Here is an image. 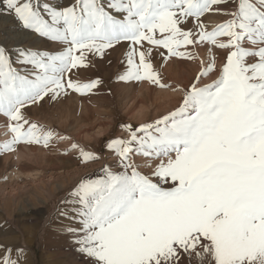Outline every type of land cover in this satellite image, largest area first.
<instances>
[{
  "label": "snow or ice",
  "instance_id": "6c2138e0",
  "mask_svg": "<svg viewBox=\"0 0 264 264\" xmlns=\"http://www.w3.org/2000/svg\"><path fill=\"white\" fill-rule=\"evenodd\" d=\"M209 13L224 18L211 30L202 19ZM0 15L59 48L17 51L22 73L0 45V115L10 134L0 152L49 145L56 134L23 110L97 88L99 80L70 75L87 66L88 55L102 59L126 43L119 80L173 91L154 69V53L165 62L200 61L174 110L125 125L127 138L106 144L121 170L106 166L100 178L81 179L63 201L67 232L88 264H264V0H75L64 7L0 0ZM198 48L223 51L218 70L215 56L200 59ZM71 149L84 164L99 159L75 143ZM2 264L18 261L9 250Z\"/></svg>",
  "mask_w": 264,
  "mask_h": 264
},
{
  "label": "rangeland",
  "instance_id": "374dc122",
  "mask_svg": "<svg viewBox=\"0 0 264 264\" xmlns=\"http://www.w3.org/2000/svg\"><path fill=\"white\" fill-rule=\"evenodd\" d=\"M51 2L64 7L75 0ZM202 19L211 30L224 18L209 13ZM0 45L11 49L13 66L22 73L25 66L17 62V51L59 50L54 42L24 29L11 15H0ZM128 51V45L122 43L107 50L102 59L88 55L86 67L72 70L70 75L75 81H100L92 92L80 95L69 91L56 99L45 97L39 104L23 110L30 122L56 135L47 147L20 143L15 145L14 151L0 152V264L9 250L11 259L18 264H88V259L76 250L67 232L69 221L61 215L65 207L63 201L81 179L100 178L106 166L120 171L117 159L107 150L106 144L111 139L126 136L125 125L138 127L174 110L181 102L183 90L200 69L199 60L170 58L165 62L154 53L153 67L162 82L177 89L182 85L183 90L160 89L146 81H120L119 77L127 70ZM193 51L204 60L214 55L219 69L222 50H213L211 54L203 48ZM215 77V73L205 77L200 86L211 84ZM162 100H167L170 108L160 106ZM140 107L147 110L141 122L134 118ZM6 124L7 118L0 115V145L10 138ZM73 143L99 159L82 163L79 151L71 149ZM134 161L141 166L140 171L150 172L144 158L134 157Z\"/></svg>",
  "mask_w": 264,
  "mask_h": 264
},
{
  "label": "bare ground",
  "instance_id": "6f19581e",
  "mask_svg": "<svg viewBox=\"0 0 264 264\" xmlns=\"http://www.w3.org/2000/svg\"><path fill=\"white\" fill-rule=\"evenodd\" d=\"M169 70H170V69H169ZM174 82H175V81H174ZM177 83H178V85H179V81H178ZM129 85L131 86V84H129ZM181 86H182V85H181ZM181 86H178V87H179V89H182V90H183V89H184V86H182V87H181ZM180 87H181V88H180ZM179 91H180V90H179ZM179 91H178V92H179ZM168 94H169V93H168ZM168 94H167V96H168ZM169 96H172V95L169 94ZM175 98H176V97H175ZM158 99H159V98H158ZM172 99H173V98H172ZM159 100H160V99H159ZM175 100H176V99H175ZM177 100H178V99H177ZM158 102H159V101H158ZM159 103H161L160 106L163 105V107H166V106H167V107L170 108V106H168L169 104L167 103V100H162V101L159 102ZM163 107H162V108H163ZM167 107H166V108H167ZM144 108L146 109V107H143V108L140 107L139 110L136 109V110H138V112L136 113V115L134 116V118H136L137 121H140V122H141V121L144 120V118H145V114L147 113V112H146L147 110H145ZM173 109H174V108H173ZM164 111H165V110H164ZM164 111H163V112H164ZM167 111H168V110H167ZM97 132H98V131H97ZM100 132H102V131H100ZM100 132H99V133H100ZM124 133H125V132H124ZM123 135H124V134H123ZM123 138H126V136L124 135Z\"/></svg>",
  "mask_w": 264,
  "mask_h": 264
}]
</instances>
